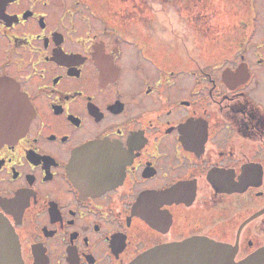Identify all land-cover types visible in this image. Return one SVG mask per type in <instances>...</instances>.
Instances as JSON below:
<instances>
[{
  "label": "flooded vegetation",
  "instance_id": "obj_1",
  "mask_svg": "<svg viewBox=\"0 0 264 264\" xmlns=\"http://www.w3.org/2000/svg\"><path fill=\"white\" fill-rule=\"evenodd\" d=\"M190 1L182 24L198 28L206 2ZM231 1L226 32L249 10L244 37L170 71L145 21L127 29L133 7L0 0V218L23 264L264 247V0ZM25 105L18 135L4 124Z\"/></svg>",
  "mask_w": 264,
  "mask_h": 264
},
{
  "label": "rangeland",
  "instance_id": "obj_2",
  "mask_svg": "<svg viewBox=\"0 0 264 264\" xmlns=\"http://www.w3.org/2000/svg\"><path fill=\"white\" fill-rule=\"evenodd\" d=\"M193 1L190 2L193 3ZM182 2L183 0H131L130 3H134V6H130L133 7V11L126 9V15L123 16L130 22L127 27L129 30L132 29L134 21L138 26H141L142 21L148 24L146 27L149 28V37L154 39L153 54L159 58L158 62L161 65L164 64L165 68L170 71L193 68L197 64L202 66L211 64L216 61L220 54L216 46L221 47L220 43L224 42V37L232 38L231 41H225L229 42L225 43V47L244 37L243 29L250 14L249 10L240 21L237 20L234 28L227 33L226 28H228L230 21L225 17L226 10L224 8L228 5L234 6L231 0H203L206 2L205 6H208L205 10L216 9L217 16H210V13L203 10L205 6L201 2L200 7H198L201 9L198 11L201 20H196L198 21V28L182 24L187 19L182 13L180 6ZM89 3L94 8L107 10L112 6H128L126 0H89ZM119 11L123 12L122 10ZM172 12L179 14V21L176 23L170 17ZM238 19H240V15ZM232 21L235 22L236 20ZM262 31L264 33V29ZM189 38L192 44L187 49L184 42Z\"/></svg>",
  "mask_w": 264,
  "mask_h": 264
},
{
  "label": "water",
  "instance_id": "obj_3",
  "mask_svg": "<svg viewBox=\"0 0 264 264\" xmlns=\"http://www.w3.org/2000/svg\"><path fill=\"white\" fill-rule=\"evenodd\" d=\"M26 111L25 118L23 115L17 120L13 118L9 125L4 124V126H15L17 134H21L29 122L27 105H25ZM12 138L14 137L7 136L6 140ZM0 264H23L16 236L1 218ZM131 264H264V247L240 261H235V251L228 244L215 241H189L182 245L141 254Z\"/></svg>",
  "mask_w": 264,
  "mask_h": 264
},
{
  "label": "clouds",
  "instance_id": "obj_4",
  "mask_svg": "<svg viewBox=\"0 0 264 264\" xmlns=\"http://www.w3.org/2000/svg\"><path fill=\"white\" fill-rule=\"evenodd\" d=\"M170 17L173 19V22L176 23L177 21H179V14L172 12L170 13Z\"/></svg>",
  "mask_w": 264,
  "mask_h": 264
},
{
  "label": "bare ground",
  "instance_id": "obj_5",
  "mask_svg": "<svg viewBox=\"0 0 264 264\" xmlns=\"http://www.w3.org/2000/svg\"><path fill=\"white\" fill-rule=\"evenodd\" d=\"M131 0H126V3L128 4V6H132V4L130 3Z\"/></svg>",
  "mask_w": 264,
  "mask_h": 264
}]
</instances>
